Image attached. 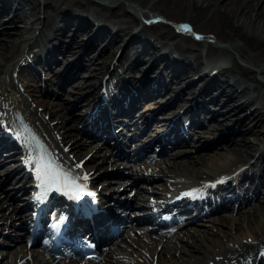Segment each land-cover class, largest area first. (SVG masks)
I'll return each instance as SVG.
<instances>
[{
	"label": "bare ground",
	"instance_id": "obj_1",
	"mask_svg": "<svg viewBox=\"0 0 264 264\" xmlns=\"http://www.w3.org/2000/svg\"><path fill=\"white\" fill-rule=\"evenodd\" d=\"M125 1L0 0V76L5 73V78L0 80V87L13 83L15 72L31 69V79L34 80L39 99H42L44 106L41 117H38L33 113L30 104L23 100L21 106H12L11 116L0 117V141L7 138V133L15 136L12 149L3 152L0 148V161L19 157L25 163L24 166H14L11 163V169L16 173L11 177H1L3 195L8 194V203L14 207L18 201H13L16 193L9 189L13 187L9 182L14 178L22 180L29 177L25 166H29L32 175L29 183L32 190L40 183L36 176L35 163L26 162L29 156H34L33 147L27 133L12 117V112L16 109L25 115L32 130L48 146L62 168L72 176L81 178L83 173L94 168L96 172L84 183H102L104 188L111 190V195H118L124 191L123 187L135 188L133 195H141V201L131 204L141 205L144 201L150 202V199L152 204L165 207L163 214L170 209L186 210V213L193 214L186 216V221L179 227L184 230H179L177 235L159 233L156 238L148 237L147 240L151 243L149 248L145 246L147 240L144 243L131 241L132 246L128 251L107 246L103 263L87 264H264V224H251L253 220L250 218L244 227L235 226L233 234L228 233L229 237L232 235L231 241L226 239L223 242L209 235L210 232L203 226L204 222L200 218L202 208L204 211H211L222 207L215 198L223 196L220 194L223 184L236 183L241 188V192H236L237 195L232 198L237 204L231 210L237 212L241 204L246 202L254 204L256 211L264 210V176L261 168L264 160V0ZM28 17L31 21H41L37 33L42 34L47 28L54 30L53 36L46 38L48 46H44L43 50L40 49L43 45L40 35L28 41L23 37L25 29L21 25ZM168 21L189 22L196 35L186 30L175 32ZM78 29L84 30L77 33ZM84 35L87 37L82 40ZM173 35H178L179 39H162L164 36L172 38ZM197 36L201 38L197 39ZM55 37L56 41L51 42V38ZM69 39L75 41L72 43L73 48ZM35 45H40L38 51ZM203 45L205 50L200 49ZM160 46L164 47L162 51L158 49ZM116 49L117 54L114 53ZM221 56L225 58L226 64L221 65L207 78L208 74L200 71L203 59ZM57 61L56 64H64L61 72H57L59 65L52 66ZM39 66L50 73L49 76H41ZM214 66L208 65V71ZM139 67L141 72H138ZM121 71L127 73L128 78L139 76L130 81L137 85H130L131 88L117 92L118 83L123 80ZM106 74L105 85L111 84L114 89L109 100L112 106L96 107L91 121L94 129L90 133L80 126V118L77 117L80 113L77 110L86 106L87 98L77 101L86 91L95 96ZM152 75L154 76L151 77ZM69 76L76 78L67 85L62 84ZM52 77L54 81L51 80ZM112 77L113 82L108 80ZM24 86L23 90L26 92L32 90L30 84L26 83ZM154 92L159 95L143 101L141 111L144 110V113H150L151 117L156 118V112H159L158 116L163 118L155 122V126L168 127L163 135L166 145L159 151L162 154L166 151V154L158 156V160L163 163L158 175L135 172L133 176L125 178L99 179L109 171L108 166L112 173H119L114 168L121 162L107 161L108 155L104 152L101 157L94 159L100 150V140L94 139V133L101 129L108 133L110 126H118L117 121L121 122L123 115L133 117L132 107ZM217 104L224 108H216ZM175 114L176 117L172 118ZM206 115L209 119L204 127L209 128V133L216 134L205 141L203 146L213 145V149L233 152L235 157L232 162L228 160L227 164L209 159L208 163L218 167L217 170L202 169L204 162L201 156L208 151L197 149L203 146L192 142L191 147H183L192 135L197 137L205 132L204 128L194 127V124H203L200 117ZM45 121L50 122V126L45 125ZM40 123L44 126L39 127L37 124ZM234 125L241 130L240 138L234 135L224 136V129ZM154 129L155 127L149 129V135L154 133L151 131ZM179 130H183V133ZM223 136L226 142L220 144L217 141ZM16 150H19L20 156L11 154ZM66 155L73 161L66 159ZM90 160L92 162L89 164ZM239 161L242 163L237 164ZM245 162H248L246 166H242ZM4 166L6 164L0 165V168L3 169ZM138 178L146 182H152L155 178L162 180L143 188L142 185H134ZM219 178L222 182L214 183ZM127 180V186H123V189L118 187ZM17 182L20 181L13 184ZM19 184L20 189H26L28 185L23 181ZM156 185L162 186L163 191L153 195ZM138 188L148 192V195L139 193ZM39 190L42 191L41 186ZM125 194L128 196L127 192L124 196ZM98 197L95 201L98 202L101 212L93 219V224L100 237L101 233H105V221L112 220L114 213L111 215L108 212V204H102L103 195L99 194ZM123 202L122 205L125 206ZM142 205L147 204L144 202ZM1 206L0 224L3 229H0V245L6 246L19 235L18 229V235L11 234V227L8 228L7 224L10 223L15 228L17 225H11V221H19V226L22 225V214L17 213L18 217L13 214L16 218L12 220L9 212H4ZM147 207L151 206L148 204ZM140 212L126 210L118 229L126 224L129 225V232L137 235L130 220L135 219L134 213ZM223 212L227 211H220L216 216ZM244 212H247V208ZM245 217L247 218V214ZM218 221L224 223L222 218ZM2 238L7 241H1ZM14 251L16 252L7 248L1 250L0 264L53 263L52 259L44 256H37L36 261L30 262L32 255L26 252L23 244Z\"/></svg>",
	"mask_w": 264,
	"mask_h": 264
},
{
	"label": "rangeland",
	"instance_id": "obj_2",
	"mask_svg": "<svg viewBox=\"0 0 264 264\" xmlns=\"http://www.w3.org/2000/svg\"><path fill=\"white\" fill-rule=\"evenodd\" d=\"M121 1L126 2L125 0H121ZM91 5H93V4H91ZM78 32H79V29L77 30V33ZM63 37H65V36H63ZM173 38L174 39H179V36L178 35H173L172 38H167L166 36L162 37V39H166V41H168L170 39H173ZM75 41H77V38L75 39ZM75 41L74 40L72 41V39H69V43L71 44V48H72V43H75ZM200 49L201 50H205V46L204 45L201 46ZM57 55H58V53H57ZM227 62L229 63L228 60H227ZM53 65H55V63H53ZM40 69H41V67H40ZM43 71H44V69H41V71H40L41 75L42 74L44 75V72ZM4 75H5V73L0 76V80H2V79L5 78ZM15 77H16L17 83H22V84H20V89L22 91L23 98L25 99V101L27 103L30 104L31 108L33 109V113H35L36 116L41 117V111H42V109H43L44 106H43V103H41V100L42 99H39L40 96L38 95V91L36 89L37 87H35L33 85L34 82L31 79H29L26 74H21V75L17 74ZM26 82L28 84H30V86L32 88V90H30L31 92L30 91L29 92H26L25 90H23V88L25 87V86L23 87V85H24V83L26 84ZM1 92L2 91H0V93ZM6 92L11 97L10 100L15 96V92L12 89H10V88H7V89L3 90V93H1V95L6 94ZM79 101H81L80 98L78 99L77 102H79ZM37 106H39V107H37ZM216 108L221 109V108H224V107L222 105H218L217 104V107ZM75 109H73V111ZM79 111H81V110L80 109L77 110V112H79ZM158 115H159V112H157V118L159 120H161L162 119L161 118L162 116H158ZM49 123L50 122L45 121V125L47 124L48 126H50ZM37 125L39 127H43L44 126L43 123H40V124H37ZM259 127H260V125H259ZM213 134H215V133H213ZM223 135L226 136V137H229L231 135H234L235 137L240 138V136H241V130H240V128L237 125H234V127H230L229 126L228 128L227 127L225 128V130L223 131ZM224 136H223V138L219 139L217 142H219L220 144L226 142L225 141L226 138ZM247 136H251V135L247 134ZM12 141L14 142V140H12ZM12 141H11V139L4 138V139H2L0 141V145H4L5 144V145H7V148L8 149H12V147L14 146V143ZM183 147H186V143L183 144ZM8 149H5V151L8 150ZM203 150L208 151L204 155L202 154L203 158L201 156V159L204 162V165L202 166V169H205V170H207V169H213L212 163L211 162L208 163V160L209 159H211L213 162L214 161L215 162H223V161L226 162L228 160H229V162H232L233 160H235L234 159L235 158L234 157V153L233 152L229 153L228 151L226 152L224 149H217L216 150V149H213L212 147H207V149H203ZM211 150H213V151H211ZM99 151L100 152H99L98 155H101L102 152L104 151V149L101 148ZM11 154L12 155H18V156H20L19 150H16L15 152H12ZM3 155H6V154H3ZM194 156H196V155H194ZM194 156H192V157H194ZM6 157L7 156H5V158ZM65 157H66V159L70 158L69 155L68 156L66 155ZM84 157H86V156H84ZM62 160H63V157H62ZM68 160H71V159H68ZM108 161H110V157L108 158ZM1 162H2L1 164H6V166H4V167H7V165L10 166L11 163H14L13 164L14 166L17 165V164H19V165L21 164L23 166V161L19 157H17V158L16 157H13L12 159H4ZM88 162L90 164L92 162V160H90ZM241 163H242V161H239L237 164H241ZM247 163L248 162H245V164H242V166H246ZM162 164L163 163L158 160V157H155V158H151L150 159L148 156H144V157H142L140 159L133 160V161H126L125 159H123L122 160V163L118 164L117 165V168H115L116 170H119V172H121L120 174H116V176L117 177H120V178L129 177L130 175H132L135 172H139V173H142L143 172V174H148V175L149 174L158 175L157 172L160 170V166H162ZM13 165H12V167H13ZM261 168L263 170L262 171V175L264 176V160L261 162ZM0 171H2V168H0ZM89 172L90 173L91 172H94L93 171V168L90 169ZM14 173H16V171ZM27 178L29 179V177H27ZM0 179H1V176H0ZM28 179H26L25 181L24 180H18L17 178L11 179V181L9 182L10 183L9 185L10 186L14 185V187H12V188L9 187V189L12 190V193H16L15 197L18 198L20 195L26 193V189L23 190V189H20L17 186L20 185L19 183H21V181H23L24 183H26V181H28ZM161 180H162V178L161 179L155 178L154 180H152V182L149 181L146 184V181L144 179L139 178V179H136V181H137L136 183L137 184H135V185H138L137 187H139V185L147 186L148 184H151L153 182H157V183L158 182H161ZM15 181H20V182H17L16 184H13ZM122 183H124L123 186L126 185V182H122ZM124 188L125 189H124L123 193L124 192L126 193V192L130 191V187H124ZM133 189H135V188H132V190ZM138 189H139V193H141V194L144 193V194L148 195L147 194L148 192L145 193L144 192L145 190H143L142 188H138ZM153 189L155 190V193H152L153 195H155V194H161V192L163 191L162 186H160V185L154 186ZM3 190H4V188H2V185H0V192H1L0 193V203H1L0 205H2L1 207H2V210L4 212H9V214L11 215V218L10 219L15 220L16 217L13 216V214L17 213L18 210L15 207H13V205H11L10 203H8V202H10V199H8V194L3 195V193H4ZM123 193H121V194L123 195ZM26 195H28V194H26ZM139 197H141V195H139V194L131 195L130 198H129V202L130 201H131L130 203L140 202L141 199ZM151 198H153V196H151ZM17 201H18V199H17ZM144 202L147 203L148 201H144ZM256 214L257 215L259 214L261 217L262 216L264 217V210H258V211H256ZM252 216H254V215H252ZM209 217H212V219L209 218ZM218 217L220 219L221 218L224 219V223H220L218 221V219H219ZM200 218L204 222L203 226L206 227L208 229V231L210 232L209 235L215 236L218 239L222 240L223 242H225L226 239L227 240H230L231 239V236H232L231 234H233V232H234V229L233 228L235 226L236 227L237 226L244 227L245 224H246V217H245V213L242 211V208H239V210L237 212L227 211V212H223V213L219 214L218 216H216V214H213L211 211H206V212H204V213L201 214ZM12 224H14V223L11 221V225ZM9 227H10V225H9ZM136 227H137V230L139 231V237L130 234L127 231V229L125 228V230H122L121 233L118 236L115 237L116 240H115V242H114L115 244H113V246H115L116 244H118L119 247L121 248V251H124V250L128 251V248L130 246H132L131 243H130L131 241L145 242L146 236L148 234H152L151 232H149L147 230H144L141 226H136ZM0 229H3V226L1 224H0ZM181 230H184V228L181 229ZM12 231H14V229L11 228V232ZM230 232H231V234H230L231 236L229 237L228 236L229 235L228 233H230ZM12 234H15L16 235V233H14V232H12ZM175 234L177 235V233H175ZM21 243H22V239L20 237H18L15 240V242H13V243L10 244V246L4 247V246L0 245V249L3 250L4 248H7V249H11L12 252H15L14 251L15 248L18 247L19 245H21ZM121 244H123V246H121ZM119 247H117V248H119ZM149 247H151L150 243H147L146 242V248H149ZM54 264H57V263L55 262Z\"/></svg>",
	"mask_w": 264,
	"mask_h": 264
},
{
	"label": "snow or ice",
	"instance_id": "obj_3",
	"mask_svg": "<svg viewBox=\"0 0 264 264\" xmlns=\"http://www.w3.org/2000/svg\"><path fill=\"white\" fill-rule=\"evenodd\" d=\"M181 27L186 31H191L188 25H181ZM196 38L200 39L201 37L197 36ZM26 162L35 163L36 176L43 190L41 196L55 190L65 192V194L71 193L72 198L77 200L80 198L82 186L77 184L75 179L60 169L58 165H54L50 160H45L43 156H29Z\"/></svg>",
	"mask_w": 264,
	"mask_h": 264
}]
</instances>
